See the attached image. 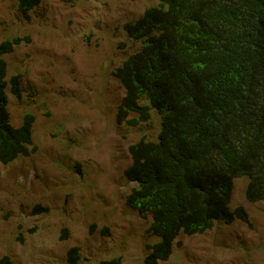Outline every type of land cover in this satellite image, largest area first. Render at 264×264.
I'll use <instances>...</instances> for the list:
<instances>
[{
  "label": "rangeland",
  "instance_id": "1",
  "mask_svg": "<svg viewBox=\"0 0 264 264\" xmlns=\"http://www.w3.org/2000/svg\"><path fill=\"white\" fill-rule=\"evenodd\" d=\"M157 2L41 0L26 20L15 0H0V41L30 38L4 57L8 76L21 73L35 91L32 100L29 91L20 100L8 93L13 125L24 113L35 116V151L0 164V258L8 256L10 264H63L73 246L83 264L116 257L120 264H143L146 245L156 241L145 233L148 219L125 206L134 184L122 174L129 145L156 135L160 118L152 113L148 126L119 127L123 89L112 71L140 45L123 25ZM246 182L234 180L229 207L243 206L252 228L217 222L201 234L180 235V246L159 264H264V203L245 201ZM37 204L48 212L34 214ZM64 228L68 238L60 240Z\"/></svg>",
  "mask_w": 264,
  "mask_h": 264
},
{
  "label": "trees",
  "instance_id": "2",
  "mask_svg": "<svg viewBox=\"0 0 264 264\" xmlns=\"http://www.w3.org/2000/svg\"><path fill=\"white\" fill-rule=\"evenodd\" d=\"M41 0H15L23 19ZM66 4L75 0H59ZM123 30L139 48L112 75L123 89L115 122L139 129L160 118L159 131L129 145L123 179L134 186L125 206L143 219L156 239L143 264L166 261L180 235L215 223L239 221L252 228L241 205L229 207L234 180L246 178L247 203H264V0H157ZM28 36L0 41V164L35 151V116L13 125L8 93L34 99L21 73L8 76L5 56ZM124 45V44H122ZM153 113V114H152ZM37 204L34 214L47 213ZM103 234L107 230L103 229ZM68 238L64 228L60 240ZM81 249L63 264H83ZM0 264H10L8 256ZM100 264H120L116 257Z\"/></svg>",
  "mask_w": 264,
  "mask_h": 264
}]
</instances>
